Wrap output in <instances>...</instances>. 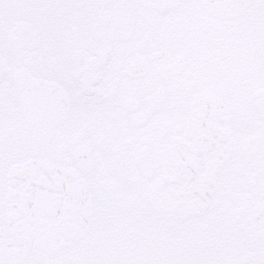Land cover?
<instances>
[{
    "label": "snow or ice",
    "instance_id": "obj_1",
    "mask_svg": "<svg viewBox=\"0 0 264 264\" xmlns=\"http://www.w3.org/2000/svg\"><path fill=\"white\" fill-rule=\"evenodd\" d=\"M0 264H264V0H0Z\"/></svg>",
    "mask_w": 264,
    "mask_h": 264
}]
</instances>
